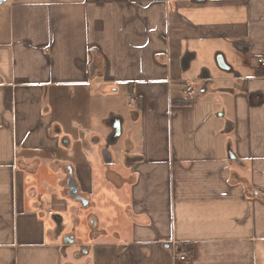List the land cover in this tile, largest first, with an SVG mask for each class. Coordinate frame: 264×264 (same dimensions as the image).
Returning <instances> with one entry per match:
<instances>
[{
    "label": "crops",
    "instance_id": "crops-1",
    "mask_svg": "<svg viewBox=\"0 0 264 264\" xmlns=\"http://www.w3.org/2000/svg\"><path fill=\"white\" fill-rule=\"evenodd\" d=\"M262 58L264 0L0 2V264H264Z\"/></svg>",
    "mask_w": 264,
    "mask_h": 264
},
{
    "label": "built area",
    "instance_id": "built-area-1",
    "mask_svg": "<svg viewBox=\"0 0 264 264\" xmlns=\"http://www.w3.org/2000/svg\"><path fill=\"white\" fill-rule=\"evenodd\" d=\"M261 66H264V58L260 59L258 62ZM195 94V89L194 87L189 84V85H185L184 89H183V99L185 101H190L192 96ZM185 254L181 255L179 257L180 260H185Z\"/></svg>",
    "mask_w": 264,
    "mask_h": 264
},
{
    "label": "rangeland",
    "instance_id": "rangeland-1",
    "mask_svg": "<svg viewBox=\"0 0 264 264\" xmlns=\"http://www.w3.org/2000/svg\"><path fill=\"white\" fill-rule=\"evenodd\" d=\"M66 188H67V185H66V184H63V185H62V188L60 189V192H64V193H65V197L70 198V197H71V193H70V191H69L68 189L66 190ZM68 191H69V192H68ZM70 209H71V206H70ZM84 209H85V208H82V209H81V213H82L81 217H82L83 219H85V217L87 218V215L85 216V214H84V212H83ZM86 210H87V209H86ZM70 212H71V211H70ZM67 213H68V212H67ZM68 217L71 218V213H69ZM66 221L69 222L68 218L66 219Z\"/></svg>",
    "mask_w": 264,
    "mask_h": 264
},
{
    "label": "water",
    "instance_id": "water-1",
    "mask_svg": "<svg viewBox=\"0 0 264 264\" xmlns=\"http://www.w3.org/2000/svg\"><path fill=\"white\" fill-rule=\"evenodd\" d=\"M2 1H4V0H0V2H2ZM69 189H70V193L72 194V196L76 197L77 199H80L79 196L77 195V189H76L75 185H72L70 183Z\"/></svg>",
    "mask_w": 264,
    "mask_h": 264
},
{
    "label": "trees",
    "instance_id": "trees-1",
    "mask_svg": "<svg viewBox=\"0 0 264 264\" xmlns=\"http://www.w3.org/2000/svg\"><path fill=\"white\" fill-rule=\"evenodd\" d=\"M180 102L181 103H188V101H185V100H181Z\"/></svg>",
    "mask_w": 264,
    "mask_h": 264
}]
</instances>
